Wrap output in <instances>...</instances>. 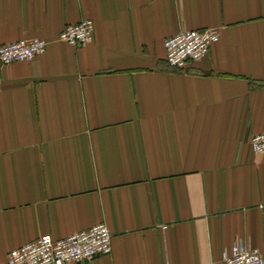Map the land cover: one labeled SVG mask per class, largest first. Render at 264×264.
Instances as JSON below:
<instances>
[{
    "label": "crops",
    "instance_id": "0c3cea01",
    "mask_svg": "<svg viewBox=\"0 0 264 264\" xmlns=\"http://www.w3.org/2000/svg\"><path fill=\"white\" fill-rule=\"evenodd\" d=\"M92 19L82 45L58 39ZM212 28L176 69L165 40ZM0 264L44 233L104 222L109 254L70 264H226L264 258V0H0Z\"/></svg>",
    "mask_w": 264,
    "mask_h": 264
},
{
    "label": "built area",
    "instance_id": "2783aa9c",
    "mask_svg": "<svg viewBox=\"0 0 264 264\" xmlns=\"http://www.w3.org/2000/svg\"><path fill=\"white\" fill-rule=\"evenodd\" d=\"M94 34L92 19L70 24L64 27L58 39L69 45L84 44L91 41ZM220 39L218 30L207 28L178 31L165 40L166 62L176 69H183L187 62L205 58L211 44ZM48 42L39 38L20 39L0 46V63L2 65L19 61L32 62L36 56L42 55ZM253 150L264 152V131L250 137ZM112 246L111 230L104 222H96L89 228L54 238L51 234L39 235L35 240L27 241L7 253L4 264H70L92 260L98 255L110 253ZM223 255L226 264H264L259 248L248 246L241 241L235 243Z\"/></svg>",
    "mask_w": 264,
    "mask_h": 264
}]
</instances>
